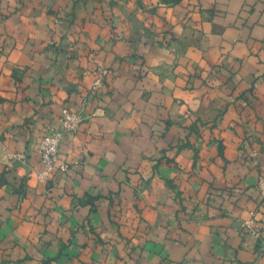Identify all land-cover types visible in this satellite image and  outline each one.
Masks as SVG:
<instances>
[{
    "label": "crops",
    "instance_id": "1",
    "mask_svg": "<svg viewBox=\"0 0 264 264\" xmlns=\"http://www.w3.org/2000/svg\"><path fill=\"white\" fill-rule=\"evenodd\" d=\"M173 3L0 0V264H264V0Z\"/></svg>",
    "mask_w": 264,
    "mask_h": 264
},
{
    "label": "built area",
    "instance_id": "2",
    "mask_svg": "<svg viewBox=\"0 0 264 264\" xmlns=\"http://www.w3.org/2000/svg\"><path fill=\"white\" fill-rule=\"evenodd\" d=\"M99 80H96L98 83ZM83 117L79 111L71 110L69 108H63L59 116V126L53 129L48 134L44 135L37 146V154L42 164V170L39 173V177H46L55 167L58 160L59 146L65 133L75 132L81 124ZM250 156L256 161L257 150L253 148ZM21 157V156H20ZM257 188L260 195L264 198V176L259 175L257 179ZM253 216V212H251ZM241 228L247 231L254 238H260V230L251 217L247 220H243Z\"/></svg>",
    "mask_w": 264,
    "mask_h": 264
},
{
    "label": "rangeland",
    "instance_id": "3",
    "mask_svg": "<svg viewBox=\"0 0 264 264\" xmlns=\"http://www.w3.org/2000/svg\"><path fill=\"white\" fill-rule=\"evenodd\" d=\"M178 1H179V0H178ZM173 4H175V2H174ZM110 73H111V68H108V67H99V68L96 70V78H95V80H94V82H93V87H94V89H95L96 87L101 86L103 79H104L107 75H109ZM96 80H99V82L96 83ZM81 115H82V114H81ZM82 117H83V115H82Z\"/></svg>",
    "mask_w": 264,
    "mask_h": 264
},
{
    "label": "trees",
    "instance_id": "4",
    "mask_svg": "<svg viewBox=\"0 0 264 264\" xmlns=\"http://www.w3.org/2000/svg\"><path fill=\"white\" fill-rule=\"evenodd\" d=\"M168 1H171V2H177L178 0H168Z\"/></svg>",
    "mask_w": 264,
    "mask_h": 264
}]
</instances>
